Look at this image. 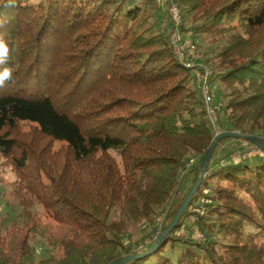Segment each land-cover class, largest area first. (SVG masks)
I'll return each mask as SVG.
<instances>
[{
    "label": "trees",
    "instance_id": "obj_1",
    "mask_svg": "<svg viewBox=\"0 0 264 264\" xmlns=\"http://www.w3.org/2000/svg\"><path fill=\"white\" fill-rule=\"evenodd\" d=\"M173 1L218 88L216 126L264 143V0ZM164 7L0 0L12 70L0 87V156L22 209L9 225L0 216V264H264V151L232 159L239 139L216 143L150 255L154 243L138 253L124 243L130 226L161 213L159 236L168 228L215 137L160 31ZM197 201L203 214L189 221ZM185 220L201 239L179 235ZM40 246L50 251L38 259Z\"/></svg>",
    "mask_w": 264,
    "mask_h": 264
},
{
    "label": "built area",
    "instance_id": "obj_2",
    "mask_svg": "<svg viewBox=\"0 0 264 264\" xmlns=\"http://www.w3.org/2000/svg\"><path fill=\"white\" fill-rule=\"evenodd\" d=\"M158 6L164 7V16L161 19L160 31L166 36L167 42L171 48L175 60L185 69L189 70L193 76V84L201 93L202 102L207 118L213 127L214 136L221 131L216 126L217 112L220 106L219 101L215 100L214 93L210 90L211 71L203 67L200 63L201 55L199 54L197 45L183 31V21L180 9L173 0H155ZM261 150L257 147H249L243 150H236L232 153V159H238L246 153H259ZM192 210L200 215L203 214V205L197 203L194 207L188 209L187 219H195ZM165 214H162L164 217ZM200 239L203 237L199 234Z\"/></svg>",
    "mask_w": 264,
    "mask_h": 264
},
{
    "label": "rangeland",
    "instance_id": "obj_3",
    "mask_svg": "<svg viewBox=\"0 0 264 264\" xmlns=\"http://www.w3.org/2000/svg\"><path fill=\"white\" fill-rule=\"evenodd\" d=\"M161 13V12H160ZM163 16V13L160 14V17ZM195 41V40H194ZM197 44L199 43V40H196ZM198 48V47H197ZM199 54L201 55V59H204V53H203V48H198ZM210 83V82H209ZM210 90L214 93L215 100L219 101V92L218 88L216 87L215 83H210ZM226 147L227 149L225 151H228L229 146L232 147L234 146L233 143H228L227 141H224L220 143L219 145ZM250 146L248 145L247 142H239L236 143V147L233 149L236 150H243L247 149ZM1 157V156H0ZM247 161H254L258 162L261 161L260 159L254 158V157H248L246 159ZM13 172L5 165L4 160L0 159V216L2 220L4 221L5 225H9L12 222L18 221L19 218L18 216L20 215L21 212V206L19 205V201L14 197L13 195ZM200 201V200H199ZM197 201L193 205L200 202ZM34 210L40 211V207L37 203H34ZM194 207V206H193ZM192 210V214L194 217L196 216ZM162 214H159L153 222L150 223H145L144 225L141 226H130L128 228L127 235L124 237V243L129 250V252H140L142 251L145 247L150 246L152 243H155L159 237L160 233V228L162 226V221H164L165 217H162ZM190 214V213H187ZM189 221H193L191 218ZM184 225H187L188 227L186 228H181L182 230L178 231L179 235H183V233L188 234L189 237L195 238L196 235H199V231H194L192 228V225H189L188 222H184ZM50 249L40 246L38 247V253H37V258L41 259L47 256V252H49Z\"/></svg>",
    "mask_w": 264,
    "mask_h": 264
},
{
    "label": "water",
    "instance_id": "obj_4",
    "mask_svg": "<svg viewBox=\"0 0 264 264\" xmlns=\"http://www.w3.org/2000/svg\"><path fill=\"white\" fill-rule=\"evenodd\" d=\"M223 138H232V139H239V140H242L244 142H247L248 144H251L253 145L254 147H257L259 148L260 150L264 151V143L256 138V137H252V136H247V135H241V134H238V133H220L219 135L215 136L204 157H203V161H202V164H201V171H200V175H199V178L196 182V184L193 186V188L190 190V192L188 193V195L186 196V198L184 199V201L182 202V204L180 205L178 211L176 212L173 220L171 221L170 225L168 226V228L158 237L157 241L154 243L152 249L147 252L146 254L144 255H150L154 249L157 247V245L159 244V242L161 241V239L166 236L173 228L174 226L177 224V222L179 221L181 215L183 214V212L185 211L186 207L188 206L189 202L191 201L195 191L197 190L198 186L200 185L205 173H206V170H207V167L209 165V162H210V159H211V156H212V153L214 151V148H215V145L216 143L220 140V139H223ZM142 255V256H144ZM137 259L139 258V256H132V257H128V258H124V259H121V260H118L112 264H123L129 260H132V259Z\"/></svg>",
    "mask_w": 264,
    "mask_h": 264
},
{
    "label": "clouds",
    "instance_id": "obj_5",
    "mask_svg": "<svg viewBox=\"0 0 264 264\" xmlns=\"http://www.w3.org/2000/svg\"><path fill=\"white\" fill-rule=\"evenodd\" d=\"M8 58V45L2 39H0V87H3L7 81L12 79V70L7 66ZM0 159H3V157H0ZM13 178L15 179L14 174Z\"/></svg>",
    "mask_w": 264,
    "mask_h": 264
}]
</instances>
